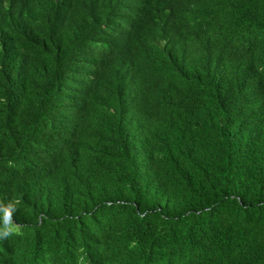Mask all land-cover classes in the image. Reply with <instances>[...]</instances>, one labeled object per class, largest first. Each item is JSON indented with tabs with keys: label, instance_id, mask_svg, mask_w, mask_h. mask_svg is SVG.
Returning a JSON list of instances; mask_svg holds the SVG:
<instances>
[{
	"label": "trees",
	"instance_id": "trees-1",
	"mask_svg": "<svg viewBox=\"0 0 264 264\" xmlns=\"http://www.w3.org/2000/svg\"><path fill=\"white\" fill-rule=\"evenodd\" d=\"M0 264H264V0H0Z\"/></svg>",
	"mask_w": 264,
	"mask_h": 264
},
{
	"label": "clouds",
	"instance_id": "clouds-1",
	"mask_svg": "<svg viewBox=\"0 0 264 264\" xmlns=\"http://www.w3.org/2000/svg\"><path fill=\"white\" fill-rule=\"evenodd\" d=\"M14 211L15 204L12 202L0 204V238L8 237L17 231L16 224L13 221Z\"/></svg>",
	"mask_w": 264,
	"mask_h": 264
}]
</instances>
